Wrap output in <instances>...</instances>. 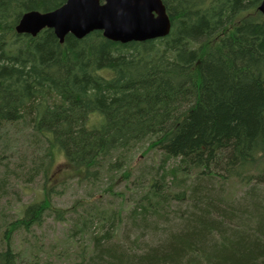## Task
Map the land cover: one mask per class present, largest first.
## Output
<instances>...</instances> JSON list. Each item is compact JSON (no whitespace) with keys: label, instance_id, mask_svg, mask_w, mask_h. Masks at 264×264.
<instances>
[{"label":"trees","instance_id":"1","mask_svg":"<svg viewBox=\"0 0 264 264\" xmlns=\"http://www.w3.org/2000/svg\"><path fill=\"white\" fill-rule=\"evenodd\" d=\"M66 1L0 0V264H264L262 0H163L146 42L17 33Z\"/></svg>","mask_w":264,"mask_h":264},{"label":"water","instance_id":"2","mask_svg":"<svg viewBox=\"0 0 264 264\" xmlns=\"http://www.w3.org/2000/svg\"><path fill=\"white\" fill-rule=\"evenodd\" d=\"M259 11L264 16V0ZM52 29L60 43L67 35L81 40L100 31L113 42L127 44L167 37L172 23L163 0H67L54 11L25 13L19 34L36 37Z\"/></svg>","mask_w":264,"mask_h":264},{"label":"rangeland","instance_id":"3","mask_svg":"<svg viewBox=\"0 0 264 264\" xmlns=\"http://www.w3.org/2000/svg\"><path fill=\"white\" fill-rule=\"evenodd\" d=\"M60 162L61 161H59L58 164L56 163V166H55L56 169L59 166ZM119 183L116 184V187L114 189L115 191H120L123 188V185L122 184L119 185ZM74 185H75L74 182H70L65 188L66 191L61 192L60 194L56 195L55 202L58 207H62V208L67 207L73 204L74 201L77 199H82L83 197L84 199L86 198V191H84L81 188L80 190H77ZM14 189L16 190L17 188H14ZM36 190H39L36 186H31V185H29L28 187L22 186L21 193H23V196L21 198V201L17 199L18 195L17 197L16 196L13 197V199L17 201L15 202L14 200H11L10 202L11 207L8 208V211L10 209H12L13 211L17 209L18 207H21V204L26 205L29 202H31L36 197V194H37ZM12 203L14 205H12ZM63 230L65 231V227L54 223L53 220H50L44 224L42 229L38 230V232L36 233V237L38 240H40L41 243H43V248L44 246H49V249H50L51 246H53V249H54V245H55L54 237H60V238L63 237ZM49 249H46V250L49 251Z\"/></svg>","mask_w":264,"mask_h":264}]
</instances>
